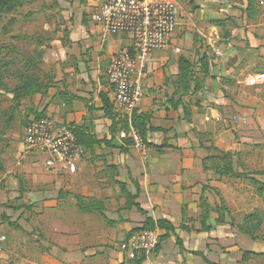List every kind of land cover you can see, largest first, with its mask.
I'll return each mask as SVG.
<instances>
[{"label": "crops", "instance_id": "crops-1", "mask_svg": "<svg viewBox=\"0 0 264 264\" xmlns=\"http://www.w3.org/2000/svg\"><path fill=\"white\" fill-rule=\"evenodd\" d=\"M78 1L80 5L87 2ZM101 1L88 0L87 10L75 13L76 25L70 22L68 35L60 32L56 38L57 50L41 51L40 62L56 64L54 71H47L55 77L52 75L40 93L21 99L19 110L22 124L24 119L49 118L58 127L73 132L77 128L78 133L96 139L112 141L113 137L111 144L102 142L87 151L101 160L104 176H84L87 162L79 160L75 171L66 173L69 176H44L40 198L32 199L29 195L34 191L18 183L15 176L16 196L20 198L16 202L26 196L31 201L0 208V236L5 237L0 242V264H133L131 260L140 254H144L142 264H208L195 252L213 264H264L263 255H249L242 261L244 251L264 254L263 239L232 229L226 216L224 222H217V207L210 204L207 191L216 185L212 180L216 172L211 167L218 159H206L222 152L234 153V146L239 145L234 132L248 134L241 126L252 125L253 118L259 120L263 113L264 100L253 89L250 74L240 80L237 77L264 66V0H251L249 8V0H179L177 31L184 33L180 43L174 38L166 49L153 52L138 67L143 96L136 111L149 119L146 142L151 145H134L126 152L118 147L121 140L113 122L127 116L113 105L106 69L113 54L131 49V39L84 22L92 5ZM217 20L222 21L221 27L213 23ZM194 33L206 37L210 45L206 52L195 49L206 54L209 76L197 92L181 96L177 84L180 56L174 48L181 50L183 39ZM237 35L247 41V47L216 45L220 39ZM195 69L200 81L199 67ZM101 92L112 104L115 120L106 116ZM184 105L190 110L187 118ZM39 114L45 117L35 118ZM233 116L238 119L235 124ZM12 121L9 117L8 125ZM108 165L117 166L116 175L106 169ZM0 166L1 174L5 166ZM48 179L50 184H46ZM116 182L125 183L128 191L136 194L135 202L146 215L135 207L125 209V198ZM76 196L98 201L103 211H81ZM146 216L171 222L182 247L174 235H168L157 252L130 250L127 241ZM3 218L17 221L20 228L11 227Z\"/></svg>", "mask_w": 264, "mask_h": 264}, {"label": "rangeland", "instance_id": "rangeland-1", "mask_svg": "<svg viewBox=\"0 0 264 264\" xmlns=\"http://www.w3.org/2000/svg\"><path fill=\"white\" fill-rule=\"evenodd\" d=\"M87 3L88 0L85 5L82 3L80 5L78 0H25L15 11L2 15L0 77H3L5 87L0 88V163L5 166V172L0 174V208L10 209L5 204L15 205L31 201L26 196L19 203L16 202L20 198L16 196L18 189L15 176H18V183L25 184L28 190L34 191L29 195L31 199L36 196L40 198L41 190L45 186L41 181L44 176H69L48 168L45 164V156L27 150L23 145L25 127L22 124L23 115L19 110L21 102L13 97L12 90L24 86L23 80L27 82V79L31 77L39 78L45 82L51 80L52 75L55 77L54 74L47 71H54L57 67L56 64L52 61V65L46 63L47 61L40 62V53L42 50L52 48L57 50V36L60 37L61 33H65V37L68 35L66 33L70 32L68 29L71 26L70 22H72V26L76 25L77 20L73 16L75 13H80L81 10L84 11L88 6ZM73 7L79 9H75V11ZM71 16L73 17L72 21ZM84 18L85 23L92 22L89 13L84 15ZM183 35L184 33L180 34L176 31L175 41L178 43ZM182 42L179 56H185L192 60L198 68L195 49L200 48L205 52L208 51L210 45L207 38L194 33L190 38H184ZM226 44L234 49L248 46L247 41L240 38L239 35L228 40L220 39L216 43L219 47H224ZM257 72H264V66L258 65L237 78L240 80L247 74H250L251 78ZM197 73L198 69H194V74L197 75ZM253 89L264 100V89L254 85ZM262 111L259 120L253 118L252 125L241 126L240 129L248 131V134L241 136L238 131L234 132V141L239 139L237 143L239 145L234 146L230 163L233 170L242 175L232 177L223 173H213L212 180L216 182V185L207 191V199L210 204L223 207L226 211L224 213V216L227 217L226 220L231 218L237 224H242L247 215L257 214L260 218V226L256 235L257 238L264 240V198L258 193V186L252 181L254 178L264 184V110ZM10 116L13 121L11 125H8ZM231 119L234 124L238 122L235 116ZM251 129L253 132H250ZM83 159L87 162L83 171L84 176H104V171L101 170V160L91 157L88 152L81 160ZM48 182L50 184L49 179L46 184ZM16 214L12 218H15Z\"/></svg>", "mask_w": 264, "mask_h": 264}, {"label": "built area", "instance_id": "built-area-1", "mask_svg": "<svg viewBox=\"0 0 264 264\" xmlns=\"http://www.w3.org/2000/svg\"><path fill=\"white\" fill-rule=\"evenodd\" d=\"M179 0H102L92 5L90 18L110 34H127L131 49H121L113 54L107 64L106 78L112 88L113 105L130 118L142 96L143 83L138 67L153 52L166 49L174 39L179 25ZM180 53V48H174ZM215 53H219L216 50ZM250 82L264 89V72H257ZM129 123V122H128ZM131 136L135 145H146L129 124V131L119 132V137ZM23 145L27 150L46 157L48 168L63 173H73L75 164L86 150L76 141L70 128L58 127L52 119L31 120L24 128ZM160 229L140 228L127 241L132 251H151L159 243ZM5 239L0 236V242Z\"/></svg>", "mask_w": 264, "mask_h": 264}, {"label": "trees", "instance_id": "trees-1", "mask_svg": "<svg viewBox=\"0 0 264 264\" xmlns=\"http://www.w3.org/2000/svg\"><path fill=\"white\" fill-rule=\"evenodd\" d=\"M23 1L25 0H0V29H1L2 15L4 13H11L15 11L17 8H19L22 5ZM251 2L252 1L249 0L248 8L251 7ZM213 23L220 27L223 25L221 20H217ZM195 53L197 55V65H199V73H201L202 79L199 81V79H197V76L194 74L195 62L186 58L185 56H180L178 60V70L179 71L177 75V84H178V89L180 91L181 96L188 95L191 92H197L202 87L203 79L209 76V64H208L206 54L200 53L199 50H197ZM40 57H41V53H40ZM23 83H25L24 86H21L18 88L16 87L14 90H12L13 97L17 101H20L23 98L29 97L33 95L34 93H40L47 85V82H43L39 78H32V77L28 78L27 82L23 80ZM4 87H5V84L3 82V77H0V88H4ZM99 96L102 101L103 109H104L106 116L115 120V116L113 115V106L110 103L106 93L101 92ZM183 111H184L185 117L187 118L190 115V110L187 107V105L183 106ZM39 115L40 116H36L35 118L45 117L43 115L41 116V114ZM10 119H11V116H10ZM30 121L31 120L24 119V122H23L24 127H26V125H28ZM129 124L136 131V133L140 136V138L145 143V145L150 146L151 144L146 142V133L148 130V125H149V119L147 115L139 114L137 113L136 110H134L129 119L119 118L113 122V127L115 128L114 131L120 132L124 130L128 132ZM150 129L151 127H149V130ZM77 130L80 131L77 128L74 129L76 141L82 146H84L86 152L89 151V149H91L93 145H98L99 143H102V142H104L105 144L106 143L111 144L114 139L113 137L111 138L112 141H107L104 138L96 139L92 135L84 134L83 132L78 133ZM120 140H121V145H119L118 147L121 152H126L129 147L135 145V142L131 136L120 138ZM232 154L233 152H222L220 153L219 156H208L206 159H209V160L218 159V163L214 164L213 162V165L211 167L216 173H220V174L223 173L225 175H229L232 177H239L242 174L233 170V167L230 163ZM203 168L204 170L207 169V167L205 166V163H203ZM106 169L113 175H116L117 166L108 165L106 166ZM0 170H1V166H0ZM252 181L254 184L258 186V193L264 198V184H262V182H259L258 180L254 178ZM116 183L119 185L121 194L125 198V206H124L125 209H131L132 207H135L139 212L146 215V212L140 208V205L138 203L135 202L136 194H132L131 192H129L125 186V183H121V182H116ZM136 189H137V186H136ZM76 200H77L78 208L81 211H97V212L103 211L102 206L96 200L86 201V200H83L80 196H76ZM216 209L218 212L217 222L219 223L224 222L223 220L224 213L226 211L221 206L217 207ZM3 220L6 221L11 227L15 229L20 228V226L17 224V221L10 222L6 218H3ZM105 221L108 224H111V225L113 224L112 221H109L107 219H105ZM229 225L232 229L248 234L249 236L254 238V237H257L256 233L260 226V218L257 214H249L246 217H244L242 224H237L230 218ZM155 227H158L159 229L164 230V233L159 235V243L152 249L154 252H157L160 249L161 242L168 235H174L176 237V244L180 248L182 247V241L180 240V238L177 237L176 228L168 220L158 219L156 221H153L151 217L146 216L145 221L140 228H155ZM181 227L185 228L184 226H181ZM140 228H137L136 230ZM201 229L209 230V227H206V228L202 227ZM195 253L202 256L208 264H213L212 262H209L202 254L198 252H195ZM249 255H263L264 256V254H255L252 252L244 251L243 256H242V261H245V259ZM131 261L133 264H142V262L144 261V254H140L139 256L135 257Z\"/></svg>", "mask_w": 264, "mask_h": 264}]
</instances>
